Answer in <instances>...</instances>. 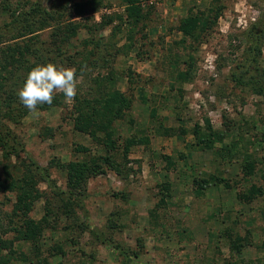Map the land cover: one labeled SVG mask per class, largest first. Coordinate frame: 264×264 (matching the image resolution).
<instances>
[{"label": "rangeland", "instance_id": "1", "mask_svg": "<svg viewBox=\"0 0 264 264\" xmlns=\"http://www.w3.org/2000/svg\"><path fill=\"white\" fill-rule=\"evenodd\" d=\"M75 4L85 12L77 14ZM263 8L264 0H157L133 25L119 0H0V63L14 47L29 62L34 49L48 48L56 65L78 72V101L57 93L56 107L7 123L4 184L21 179L33 161L61 190H71L64 167L91 165L105 154L74 130L75 107L100 98L104 85L127 104L112 122L115 139H134L124 168L113 156L120 175L98 160L83 199L63 203L37 180L40 197L29 216L46 221L35 243L18 240L15 195L0 192V230L17 229L3 236L13 242L12 252L0 255L7 264H264V92L230 77L244 47L240 33ZM191 12L211 22L198 40L178 31ZM93 52L96 66H84ZM259 68L264 90V43ZM0 72L7 90L15 73ZM178 72L188 81H178ZM252 188L250 204L237 199Z\"/></svg>", "mask_w": 264, "mask_h": 264}, {"label": "trees", "instance_id": "2", "mask_svg": "<svg viewBox=\"0 0 264 264\" xmlns=\"http://www.w3.org/2000/svg\"><path fill=\"white\" fill-rule=\"evenodd\" d=\"M121 5L125 9L126 19L131 24H138L144 18L143 8H148L157 0H119ZM90 6V2L87 3ZM93 7V6H92ZM77 14H82L85 12V7L82 4H75L74 6ZM96 10L95 6L91 9ZM28 16V15H27ZM23 17V22H28V18ZM218 12L214 15V21L218 18ZM108 21H112L109 17ZM211 22L204 13L193 14L188 13L178 26L179 33L185 38L198 40L201 34L207 32L210 28ZM70 37L76 35V31L70 29ZM240 43L244 44L243 50L239 60H237L234 70L231 72V79L233 82L239 85L250 87L255 93H262L263 87L261 85L262 74L259 68V59L262 52V46L264 43V8L260 12L259 18L251 23L240 33ZM97 46V44H96ZM96 49V48H95ZM6 55L2 58L0 63V70L5 71L7 69L8 74L11 76L15 73V81L7 90H4L6 81L3 77H0V148L3 151L7 148V139L3 137V132L9 136V129L7 123L14 122L17 123L19 119L27 115L29 110L25 108L19 101L17 93L23 87L26 77L31 69L37 65H46L47 63L56 62V52L54 49H45L39 51L34 49L32 57L34 62H29L23 60V50L22 48H11L6 50ZM20 55V60H18ZM95 53H91L90 57L83 58V65L86 67L96 66V60L92 59ZM23 70V71H22ZM22 71V73H20ZM78 73V72H77ZM1 75V72H0ZM187 72H178L176 79L180 82L188 81L189 77ZM104 92L100 98L93 99L94 102L82 99L78 107L75 108V118H74V130L79 133L88 134L92 137L102 149L105 150L104 156H94L91 158L89 165L88 161H78L71 162L64 169H66V176L69 183V188L71 190L64 191L61 190L57 184L50 177L48 170L42 168L31 161L33 169L27 170V174H24L21 179L14 182L4 184L0 179V192H13L15 195V202L12 207L11 218L17 217L21 221L19 228L23 227L22 231H18L15 227L8 226L4 230H0V255L3 251L9 253L12 252L13 242L11 240L4 239L5 236L10 231H16L19 234V239L21 241H31L36 242L39 238L41 227L39 224L45 222V218L39 222H35L30 216V212L33 209L34 203L39 199V191L37 190V180L38 182H44L47 187L58 197L63 203L71 202L72 199H83L85 195V181L87 176L91 173L99 170V161H104L105 165L114 171L117 175H120L118 169V163L113 156L120 157L124 164H120L121 167H125L129 163L128 154L131 147L134 145L133 138H127L124 144H119L118 140L115 139V129L112 127V122L121 117L125 109H127V104L118 90L109 89L107 85H104ZM7 92L6 97H2L4 92ZM78 101L77 98H75ZM94 103V104H93ZM60 104V99L54 98L51 105L38 106L40 110H47L52 107H56ZM207 129L211 130L209 121H205ZM199 130L194 131V136L198 139ZM212 135V134H211ZM204 137L201 135V141ZM82 151V150H81ZM85 151V150H83ZM5 174L7 173L5 169ZM36 180V181H35ZM257 190L252 188L251 190L243 193L237 194V199L240 202L250 204L256 196ZM9 224H12L9 222ZM46 225V224H45ZM43 229V228H42ZM9 259L0 256V264H7Z\"/></svg>", "mask_w": 264, "mask_h": 264}, {"label": "clouds", "instance_id": "3", "mask_svg": "<svg viewBox=\"0 0 264 264\" xmlns=\"http://www.w3.org/2000/svg\"><path fill=\"white\" fill-rule=\"evenodd\" d=\"M77 70L54 63L37 65L28 73L17 96L22 105L35 113L38 106L51 105L57 93L72 102L78 94Z\"/></svg>", "mask_w": 264, "mask_h": 264}, {"label": "built area", "instance_id": "4", "mask_svg": "<svg viewBox=\"0 0 264 264\" xmlns=\"http://www.w3.org/2000/svg\"><path fill=\"white\" fill-rule=\"evenodd\" d=\"M242 21H243V18H239V19H238V23H239V24H240ZM253 21H254V19H253ZM244 24L246 25L245 20H244Z\"/></svg>", "mask_w": 264, "mask_h": 264}]
</instances>
